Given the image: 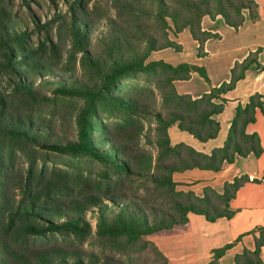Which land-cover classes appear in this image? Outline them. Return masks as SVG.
Wrapping results in <instances>:
<instances>
[{
	"label": "trees",
	"instance_id": "trees-1",
	"mask_svg": "<svg viewBox=\"0 0 264 264\" xmlns=\"http://www.w3.org/2000/svg\"><path fill=\"white\" fill-rule=\"evenodd\" d=\"M247 16L259 20L254 0H0V264H168L152 237L187 226L191 214L209 223L235 216L231 203L249 176L198 196L179 191L173 175L260 157L261 138L247 129L264 116V96L239 106L224 145L211 153L173 144L170 130L203 144L216 140L224 97L250 69L264 71L259 52L197 99L176 84L194 73L207 79L204 69L149 60L181 53L169 33L185 31L204 57L207 42L220 38L204 19L239 30ZM56 97L84 103L61 131L43 117ZM19 156L26 166L17 169ZM51 156L100 171L92 179L48 170ZM253 234L255 248L235 264H264V227ZM87 242L102 253L77 246ZM229 248L214 251L210 264H221Z\"/></svg>",
	"mask_w": 264,
	"mask_h": 264
},
{
	"label": "crops",
	"instance_id": "crops-1",
	"mask_svg": "<svg viewBox=\"0 0 264 264\" xmlns=\"http://www.w3.org/2000/svg\"><path fill=\"white\" fill-rule=\"evenodd\" d=\"M254 1L259 5V20L252 22L247 16L245 25L239 30L228 27L220 18L214 22L209 19L204 21L206 31L220 36L207 42L204 57H199V45L189 31L179 36L181 53L171 52L163 56L162 52H158L152 55L156 61L164 60L174 66L187 63L205 70L207 79L194 73L190 81L179 82L177 89L180 94L197 99L228 83L235 64L243 62L252 53L259 52V61L264 66V0ZM256 94L264 96V71L252 68L246 73L245 79L224 97L227 105L225 112L218 117L222 130L216 140L200 143L188 134L181 133L175 126L170 130L173 144L187 143L204 153L222 147L237 109L247 105ZM247 132L257 133L264 147V116L260 112ZM242 176H249L252 182L243 187L232 201L231 208L236 214L231 220L209 223L205 217L191 214L187 226L152 237V241L169 260L168 264H210L214 251L229 245L221 264H235L237 255L245 249L255 248L253 232L264 227V153L258 158L253 155L237 158L235 163L224 166L220 172L192 170L175 173L173 179L179 191L202 196L206 188L222 192L225 184L233 183ZM261 256L264 262V247Z\"/></svg>",
	"mask_w": 264,
	"mask_h": 264
},
{
	"label": "rangeland",
	"instance_id": "rangeland-1",
	"mask_svg": "<svg viewBox=\"0 0 264 264\" xmlns=\"http://www.w3.org/2000/svg\"><path fill=\"white\" fill-rule=\"evenodd\" d=\"M38 11H40V9H38ZM206 19H209V18H206ZM206 19H204V21ZM169 37L173 42H175L176 44H179V36H175L172 32H170ZM161 52L163 56L171 52L175 54L178 53L173 50H164ZM153 56L150 58L149 61H156L154 60ZM157 56H159V54L156 55V57ZM164 62L172 65V63L170 62H167V61H164ZM130 84L132 85L134 83H130ZM136 84H139L140 86H148V87L150 86L149 84H146L143 79L138 80ZM83 104H84L83 100L81 99L56 97V102L52 104L50 107H47V109H45V112L43 113L44 120L49 121L54 127H56L58 131H61L63 123H66V122L71 123L73 118L75 120V115L77 111L80 108H82ZM105 123L110 124L111 121L107 120L105 121ZM56 162H60V161H57L55 157L51 156V158H49V162L47 163L48 164L47 169L53 170L54 168H56V169L66 170L70 174H72L73 177L76 176V173H81L82 175H87L88 177H91L92 179H95L97 177L96 175H98V172L100 171V167L98 165H92V164L87 165L86 162L75 161L73 164L74 166L72 165L68 167L65 165H61V164H55ZM25 166L26 165H25L24 159L21 156H19L16 160V168L19 169ZM77 246L82 251L88 254L100 255L102 253L101 250L98 248V246H96L95 243H92V242H87V243L82 244L81 246L79 245Z\"/></svg>",
	"mask_w": 264,
	"mask_h": 264
}]
</instances>
